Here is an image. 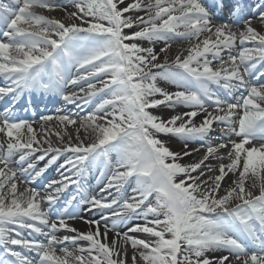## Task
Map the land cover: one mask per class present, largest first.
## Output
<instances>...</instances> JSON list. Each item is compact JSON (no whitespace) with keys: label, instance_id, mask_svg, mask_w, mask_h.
I'll return each instance as SVG.
<instances>
[{"label":"snow or ice","instance_id":"snow-or-ice-1","mask_svg":"<svg viewBox=\"0 0 264 264\" xmlns=\"http://www.w3.org/2000/svg\"><path fill=\"white\" fill-rule=\"evenodd\" d=\"M71 2L75 11L65 9L71 21L65 22L35 11L54 10L53 0H0L5 29L0 75L9 81L0 87V98L42 92L58 94L67 103L98 101L79 118L76 143L67 132L77 125L75 117L40 118H55L63 126L64 135L55 132L62 142L68 137L61 147H53L45 136L44 148L32 123L14 119L10 108L0 112V133L6 139L0 142V264H129V247L130 264H233V259L235 264H264V84L255 82L264 78V33L253 27L247 5L225 0L219 7L227 8L230 19L214 23L217 17L209 8L217 7L216 0L207 7L203 0H131L126 6L125 0ZM132 11L144 15H126ZM259 18L264 22V11ZM133 28L138 30L125 31ZM175 39L190 46L170 60L169 42ZM141 40L152 46H141ZM157 43L164 45L159 52ZM214 62L220 66L213 67ZM69 85L77 91L67 92ZM161 106L187 110L164 119L152 111ZM217 123V138L227 139L230 148L211 142ZM81 129L93 136L91 143L80 139ZM161 135L183 141L184 150H171ZM192 142L206 147L205 154L180 163L199 151L189 150ZM221 149H229V162L219 164L218 175H208L217 169L206 161L223 160ZM38 152L43 153L39 161L55 153L39 170L28 162ZM65 153L73 156L61 168L72 175L46 185L53 189L47 196L32 187L19 190L21 177L30 184ZM16 156L19 167L12 166ZM93 164H103L109 174L99 198L83 199L86 210L100 218L86 220L89 230L82 232L68 223L77 218L70 210L75 197L63 208L54 206ZM230 173L236 179L221 194ZM133 181V194L127 196L125 186ZM257 187L258 194L253 191ZM42 203L48 204L46 210ZM136 217L144 222L119 231V225ZM60 230L73 234L61 238ZM81 241L86 246L62 247L57 253V245ZM225 250L227 255H208Z\"/></svg>","mask_w":264,"mask_h":264},{"label":"bare ground","instance_id":"bare-ground-1","mask_svg":"<svg viewBox=\"0 0 264 264\" xmlns=\"http://www.w3.org/2000/svg\"><path fill=\"white\" fill-rule=\"evenodd\" d=\"M53 2L58 5V7H56L54 10H44V9H35V11H37L38 13H43L45 15H48L49 17H53V18H57V19H61L62 21L65 22H71L69 17L66 15V11L71 12V11H75V7L73 5V3L71 2V0H53ZM131 2V0H125V4L122 6H126L127 3ZM203 2L205 3L206 6H210L212 3V0H203ZM244 4L247 5L246 7V13L248 16L252 17V25L253 27H255L258 31L264 33V22H261L260 18H259V14L260 12L264 11V6L257 8V5H261L262 3H264V0H243ZM220 3H225V0H216V4L217 7L212 8L210 7L211 10H214L216 12L217 15V23H220L224 20H228L229 18V14L227 11V8H220L219 4ZM126 15H131L133 18H135L136 16H141L144 15L143 12H139V11H132L130 13H127ZM214 22V21H213ZM236 26H234L235 28ZM239 28H243V24L238 26ZM4 29V25L0 24V39H4V37L2 36V32ZM138 29L133 28L131 30H125L127 31H136ZM137 43H139L141 46L143 47H149L152 46L149 44L148 41H137ZM171 44V51L169 53V59L171 60L172 58L175 57L176 54H178L179 52H182L184 49H186L187 47L190 46V42L187 40H181V39H175L173 41L169 42ZM191 43H195V41H192ZM163 43H157L155 44V50L157 52H159L160 48L163 47ZM253 45L249 44L247 45V47H252ZM186 54V53H184ZM225 59H227V54L225 53ZM161 62L163 61V55H161L160 57ZM220 65L217 62L213 63V67H219ZM259 68V66H258ZM260 70H264V69H260ZM93 83H95L96 81H92ZM9 81L5 80V78L0 75V87H6L8 85ZM159 85L169 91H175V87L173 85H171L170 83L166 82V81H158ZM258 84H264V78H260L258 82H256ZM67 92H76L77 88L74 86H67L66 88ZM26 93V92H25ZM83 95V94H81ZM237 96L240 95V93H236ZM20 100L16 103V101L14 102V105H9L8 108H10L11 110V114L14 116H17V120H26L30 123H32L33 127L36 129L38 136L41 137V143L43 145L44 148L48 147V144L44 143V138L45 136H47V139H49L53 145V147H61L63 146V144L67 143L68 138H66V140H64L63 142L55 135L56 131H60L61 135L63 133V126L59 124L58 121L55 120V118L51 121L45 122L42 121L40 118L42 116H57V115H71L73 117H75L77 119V125L76 126H68L67 131H74L76 133V128L79 127V118L83 117L87 114V112L92 111V109L95 107V103L98 101H93L90 102L89 104L85 105L84 100L83 99H77L74 103H67L65 102L62 97L58 94L55 93H42V92H32V95L27 97V98H23V99H18ZM7 101H14L13 96L10 94L8 96H5L3 98H0V109L5 105V102ZM45 107V109H44ZM29 109H34V111H36L35 114L31 113V114H27L24 115L23 113H21V111L23 110V112H27ZM186 108L183 107H177L175 110H172L170 108L167 107H159L157 109H153V114L158 115L163 117L164 119L169 118L171 115H175L179 112H183L186 111ZM211 110V109H209ZM22 114V116L20 115ZM196 119V123L199 124L202 116H198L195 118ZM221 127V125L214 124L213 128L214 131L212 133V140L211 142L213 144H219V143H226L229 144V148L231 147L230 142L227 139H219L217 138L219 135V128ZM48 130L47 133H45L44 130ZM86 133L87 136H92L90 134V132H86L84 129L80 130L79 133V137H81L82 134ZM77 136V133H76ZM27 137H25L26 139ZM82 138V137H81ZM80 138V139H81ZM160 139L162 141H164L166 143V145L173 151H177V152H182L183 149V141L169 136V135H161ZM232 140H237L238 138L233 136L231 138ZM82 140V139H81ZM5 141V137L3 133H0V142H4ZM259 141V140H254V142ZM72 142L76 143V137L72 138ZM88 140L86 139L84 141L85 144H87ZM192 149H199V151H195L193 152L192 155L190 156H186L184 157L180 163H191L194 161H197L199 159H201L203 157V155L206 152V147H202L201 143L199 142H192L189 144V150ZM229 149H221L219 152V155L224 156L223 160H217L215 157H210L208 161H206V164L209 165L210 167H213L215 169H217L214 172L211 173H207L208 175H218V167L220 163H224L227 164L229 162L228 158H227V151ZM39 155H43L42 152H38L35 153L31 156L30 160L28 161L29 163H35L38 167H43L48 163V160L51 159L52 155H55V153H49L47 156H45V159L42 161H39L36 159L37 156ZM71 156H73V154L71 153H65L61 156L58 157V159L56 160L55 163H53L50 167H49V172L47 173V176H43L40 179V182H38L40 185L43 186L44 182H47L51 177H57L60 179V181L62 180V177L64 175H72L71 171H68L67 168H61V165L64 164L65 160L70 158ZM114 159V156H113ZM13 167H19V165H17L16 163H13L12 165ZM23 167H27V164H24ZM109 173L107 172V170L104 168L103 164L100 165H96L93 164L91 167H88L85 174L81 177L79 184L77 185H70L61 195L62 198H59L58 204L54 207H58V208H63V206L65 205L64 199L68 196V194H75L73 192L74 187L77 186L79 188H84V187H88L90 190L88 191V193L92 194V195H97L99 198V194H100V188L104 187V185L107 183V175ZM236 179V176L232 175L231 173L225 178V180L222 182L223 183V188L221 191V194H223V189H227L231 184L232 181ZM248 184L251 185V182L248 181ZM18 185H19V190L23 191V189L25 187H31L28 184L23 183V177L20 178V180L18 181ZM42 186H35L32 188H36L41 196H47L49 194V192L53 191V189L50 190H45L44 187ZM134 181L131 183V185H126V195L127 196H131L132 193V187H134ZM256 190V191H255ZM253 191L255 193L258 194V187L256 189H253ZM89 206H87L86 208L83 209V206L80 205L78 207H76L75 209H73L74 211V215L77 216L76 219H72V220H68V223L72 226L75 227L76 229H78L79 231L82 232H86L89 230V225L87 223H85L86 220H91V219H99V213H96L94 211H87L86 209ZM41 208L46 210L48 208V204L47 203H42L41 204ZM72 210V209H71ZM51 219H56V217H51ZM143 220L138 219L137 217L130 220L127 225H119V231L123 232V231H127V227H130L131 224L133 223H143ZM107 223L109 225H111V220H108ZM103 230V228H102ZM25 236L28 235L27 231H25L23 233ZM73 233H69L65 230H60L57 235L59 237H63L65 235H72ZM132 235H135L141 239H149V236L147 234H141V233H131ZM113 233H109V241L112 239L113 237ZM39 239H44L43 237H38ZM78 246H86V242H79L78 245H72L70 242L66 243V244H61V245H57V253H60V248L62 247H68L70 250H75L76 247ZM16 248L17 251H24L23 249H21L19 246H13ZM128 256H129V264H130V257L132 254V249L129 247L128 248ZM0 253H2V247H0ZM30 256V258H32L33 260L37 259L36 254L35 253H26ZM227 255L228 252L225 250L223 252H210L208 253L209 256H213V255ZM231 258V257H230ZM233 264H235V260L233 259Z\"/></svg>","mask_w":264,"mask_h":264},{"label":"rangeland","instance_id":"rangeland-1","mask_svg":"<svg viewBox=\"0 0 264 264\" xmlns=\"http://www.w3.org/2000/svg\"><path fill=\"white\" fill-rule=\"evenodd\" d=\"M70 135H71V137L72 138H75L76 137V133L74 132V131H67ZM62 135H64V132L62 133ZM26 137V136H25ZM40 137V136H39ZM82 137V138H81ZM81 139L83 140V141H85L86 139L88 140V142L87 143H91L92 142V140H93V136H87L86 135V133H84V134H82L81 135ZM41 138V137H40ZM66 138H68L66 135L64 136V140H66ZM5 141H6V139H5ZM257 144V143H256ZM249 181L251 182V184L254 182V178H250L249 179ZM256 191V190H255ZM138 219H140V220H143L142 218H139V217H137Z\"/></svg>","mask_w":264,"mask_h":264}]
</instances>
